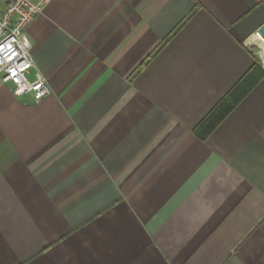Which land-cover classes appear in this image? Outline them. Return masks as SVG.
I'll use <instances>...</instances> for the list:
<instances>
[{"label":"crops","instance_id":"crops-1","mask_svg":"<svg viewBox=\"0 0 264 264\" xmlns=\"http://www.w3.org/2000/svg\"><path fill=\"white\" fill-rule=\"evenodd\" d=\"M264 0H48L50 93L0 78V264H264ZM262 49V51H261Z\"/></svg>","mask_w":264,"mask_h":264},{"label":"built area","instance_id":"built-area-1","mask_svg":"<svg viewBox=\"0 0 264 264\" xmlns=\"http://www.w3.org/2000/svg\"><path fill=\"white\" fill-rule=\"evenodd\" d=\"M48 0H0V78L15 96L29 94L39 103L50 93L39 72L29 77L34 61L27 27Z\"/></svg>","mask_w":264,"mask_h":264},{"label":"trees","instance_id":"trees-1","mask_svg":"<svg viewBox=\"0 0 264 264\" xmlns=\"http://www.w3.org/2000/svg\"><path fill=\"white\" fill-rule=\"evenodd\" d=\"M263 75L264 71L261 68V63L257 60L228 91L225 97H223L193 128V133L197 137L205 139Z\"/></svg>","mask_w":264,"mask_h":264},{"label":"water","instance_id":"water-1","mask_svg":"<svg viewBox=\"0 0 264 264\" xmlns=\"http://www.w3.org/2000/svg\"><path fill=\"white\" fill-rule=\"evenodd\" d=\"M257 34L264 41V23L258 27Z\"/></svg>","mask_w":264,"mask_h":264},{"label":"rangeland","instance_id":"rangeland-1","mask_svg":"<svg viewBox=\"0 0 264 264\" xmlns=\"http://www.w3.org/2000/svg\"><path fill=\"white\" fill-rule=\"evenodd\" d=\"M261 43H262L261 48L263 49V52H262V53H263V55H264V41L262 40ZM262 49H261V51H262Z\"/></svg>","mask_w":264,"mask_h":264}]
</instances>
